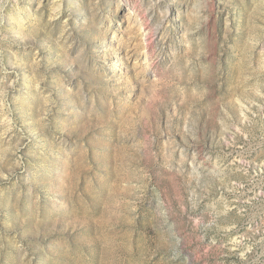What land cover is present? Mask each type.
Listing matches in <instances>:
<instances>
[{"label": "rangeland", "instance_id": "1", "mask_svg": "<svg viewBox=\"0 0 264 264\" xmlns=\"http://www.w3.org/2000/svg\"><path fill=\"white\" fill-rule=\"evenodd\" d=\"M0 264H264V0H0Z\"/></svg>", "mask_w": 264, "mask_h": 264}]
</instances>
